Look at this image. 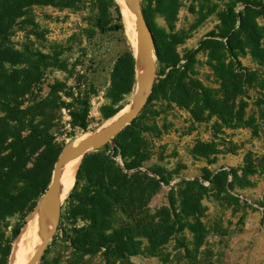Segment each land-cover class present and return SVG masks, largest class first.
I'll use <instances>...</instances> for the list:
<instances>
[{"label": "trees", "instance_id": "16d2710c", "mask_svg": "<svg viewBox=\"0 0 264 264\" xmlns=\"http://www.w3.org/2000/svg\"><path fill=\"white\" fill-rule=\"evenodd\" d=\"M109 1L119 16V24L110 30L124 31L120 6L115 0ZM165 1L159 3V9L168 16L176 6ZM234 1L242 3L244 10L239 14L229 10L230 18L221 19L219 32L208 35L201 43L221 89L204 85L195 73L197 52L190 59L185 57L187 64L180 70L177 68L178 38L156 39L158 63L173 68L165 81L168 92L165 97L194 117L193 104L203 113H219L218 109L228 98L235 94L245 96L246 85H255L264 91V78L257 74L258 70L242 66V74L235 76L232 63L228 62L231 59L238 62L239 53L249 52L256 63L264 65V26L258 22L264 4L261 0ZM76 3L77 0H0V264L9 263L12 244L26 224L27 216L46 194L52 168L64 149L56 145L53 134L60 120L58 114L68 110L71 128L83 134L90 125V95L83 94L79 86L69 88L59 81L49 86L47 96L36 95V91H41L44 69L56 59L38 52L34 54L38 62H34L28 51L26 55L14 47L11 38L18 24L31 17L34 7L61 10L72 8ZM144 13L152 29L146 9ZM239 78L242 83L236 84L235 89ZM135 84V60L131 57L129 69L117 66L113 93L128 95ZM159 91L160 85L156 83L146 105ZM116 114L105 117L109 119ZM196 119L203 121L202 116ZM139 120L140 116L106 146L88 152L81 160L58 228L64 232L65 227H71L67 239L73 259L68 264H81L86 257L99 254L105 264H135V260L145 264H193L192 260L207 244L210 232L204 221L205 200L210 192L220 198L235 190V182H229V178L232 176L236 181L239 178L236 171L212 172L203 168L199 177L182 179L172 187L169 207L152 210V198L163 185H171L177 170H171L164 163L165 158L159 153L161 147L156 146L155 139L161 132L158 123L149 126L138 123ZM240 120L248 125L245 113ZM193 154L208 160L210 165L213 163L209 160L212 152L202 143L195 146ZM250 174L245 170V183H249ZM206 182L211 189L205 186ZM15 217L19 222L8 232L9 221Z\"/></svg>", "mask_w": 264, "mask_h": 264}, {"label": "rangeland", "instance_id": "374dc122", "mask_svg": "<svg viewBox=\"0 0 264 264\" xmlns=\"http://www.w3.org/2000/svg\"><path fill=\"white\" fill-rule=\"evenodd\" d=\"M261 1L264 4V0ZM161 2L163 0H142L155 39L159 40L162 36L178 38L180 44L176 52L180 58L177 67L180 70L187 64L185 57L189 56L190 59L193 52H197L193 67L195 73L204 85L221 89V83L209 67L208 52L201 43L208 35L219 32L221 19L230 18L229 10L235 14L242 12L243 4L234 0H167L166 4L176 6L173 14L170 13L168 17L159 9ZM260 12L258 22L264 26V8ZM118 19L117 11L109 0H77L72 8L61 10L50 6L34 7L31 17L18 24L11 38L14 47L26 55L28 51L34 62H38L34 56L38 52L52 55L56 59L44 69L39 86L41 91H36V95L47 96L49 86L57 81L69 88L79 86L83 94L90 95L88 132L102 127L108 120L105 115L118 113L125 108L135 93L136 84L128 95L116 96L113 93L117 66L129 69L131 57L135 60V68L138 62L125 29L110 30L111 26L119 24ZM238 60L228 61L232 63L235 76L242 74L241 67L244 66L252 71L258 70L257 74L264 78V65L256 63L249 52L245 55L239 53ZM157 66L159 77L156 83L160 85V91L145 106L138 123L149 126L153 122L158 123L161 132L155 139L156 146L161 147L159 153L165 158L164 163L171 170H177V174L170 186L163 185L152 198L151 209L169 207L172 187H176L182 179L199 177L203 168L212 172L233 169L239 176L236 181H233L232 176L229 178V182H235V190L220 198L210 192L204 202V221L210 232L202 253L195 256L192 263L264 264V91L255 85H246L245 96L235 94L232 99L226 97L228 99H224L225 103L218 109L219 113H203L193 104L191 109L196 114L194 117L190 111L167 100L165 81L173 68L161 66L158 61ZM240 81V78L235 81V89ZM64 100L71 102L69 98ZM75 108L78 106L75 105ZM243 113L247 126L240 120ZM58 116L60 120L53 129L55 143L66 148L83 133L71 128L68 110L63 109ZM198 116L203 117L202 122L196 119ZM147 136L152 140L151 134ZM198 143L212 152L209 157L213 162L211 165L208 160L193 154ZM245 170L251 172L247 177L249 183H245ZM205 186L212 188L209 182ZM44 198L45 195L39 203ZM67 199L61 202L62 211ZM32 213L27 216L26 223ZM18 222V217L12 218L8 232ZM79 224L82 225L81 222ZM69 230L71 227H65L64 232L56 233L38 264H68L73 259V250L67 239ZM134 263L145 264L142 260H135ZM81 264H105V260L99 254L86 257Z\"/></svg>", "mask_w": 264, "mask_h": 264}, {"label": "water", "instance_id": "95a60500", "mask_svg": "<svg viewBox=\"0 0 264 264\" xmlns=\"http://www.w3.org/2000/svg\"><path fill=\"white\" fill-rule=\"evenodd\" d=\"M123 1L129 5L135 18L138 46L145 61V68L143 69V72L140 76L137 73L136 89L132 99L127 105L130 107L128 112L97 136L82 142L78 146L71 148L66 147L60 153L53 168L50 185L45 194V198L47 199L48 213L51 219V226L43 240L30 256L27 264H38L45 253L49 242L58 232L62 216V205L61 202H59V194L61 187V171L63 166L68 161L76 158H80L82 160V158L92 150L103 148L109 142H111L126 126L130 125L144 110L159 77L156 39L146 19L142 0ZM115 2L119 5L117 0H115Z\"/></svg>", "mask_w": 264, "mask_h": 264}, {"label": "bare ground", "instance_id": "6f19581e", "mask_svg": "<svg viewBox=\"0 0 264 264\" xmlns=\"http://www.w3.org/2000/svg\"><path fill=\"white\" fill-rule=\"evenodd\" d=\"M122 11L123 23L125 27V34L129 40V43L134 48L137 57V73L140 76L145 68L144 58L139 50L137 30L135 24V18L129 5L123 0H117ZM129 106H126L116 116L108 120L102 127L94 132H87L81 136L74 138L68 148L80 145L82 142L93 138L104 131L106 128L114 124L122 116H124ZM81 159L76 158L68 161L61 171V187L59 194V202L64 201L72 191L78 168L80 166ZM51 226V219L48 213L47 199L44 198L37 207L36 211L32 213L26 225L21 231L19 237L14 241L13 249L10 255L9 264H27L30 256L35 251L37 246L43 240Z\"/></svg>", "mask_w": 264, "mask_h": 264}]
</instances>
